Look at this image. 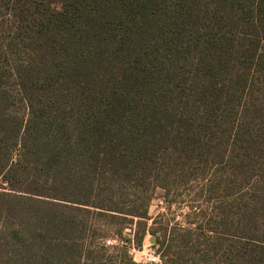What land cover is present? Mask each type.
<instances>
[{
    "label": "trees",
    "instance_id": "16d2710c",
    "mask_svg": "<svg viewBox=\"0 0 264 264\" xmlns=\"http://www.w3.org/2000/svg\"><path fill=\"white\" fill-rule=\"evenodd\" d=\"M210 166L214 227L148 225ZM147 233L264 264V0H0V264H139Z\"/></svg>",
    "mask_w": 264,
    "mask_h": 264
},
{
    "label": "rangeland",
    "instance_id": "374dc122",
    "mask_svg": "<svg viewBox=\"0 0 264 264\" xmlns=\"http://www.w3.org/2000/svg\"><path fill=\"white\" fill-rule=\"evenodd\" d=\"M20 112H23V110L21 109ZM216 168V166H210L208 174L201 175L203 178L188 183L170 184L169 194L166 198L163 196V190L156 188L148 205V215L150 217L148 225L153 226L158 232L165 226L167 237L172 232L182 233V229L193 228L196 224L201 225L203 228L214 227L215 206L221 201L231 200L232 196L228 195L227 192L217 191L216 181L212 180V174L216 171ZM204 172L207 173L206 170ZM200 192L201 195H199ZM259 224H261L260 221ZM111 230L114 231L113 228ZM106 238L108 239L107 245L115 246L125 242V238L132 239V235L129 227L124 224L121 237L117 238L109 233ZM154 240L155 236L147 233L141 247L134 248L130 245L129 251L132 260L144 264V255L149 252V248L154 249L152 247Z\"/></svg>",
    "mask_w": 264,
    "mask_h": 264
},
{
    "label": "built area",
    "instance_id": "2783aa9c",
    "mask_svg": "<svg viewBox=\"0 0 264 264\" xmlns=\"http://www.w3.org/2000/svg\"><path fill=\"white\" fill-rule=\"evenodd\" d=\"M148 253L144 255V264H162L159 255L156 253L155 248H149Z\"/></svg>",
    "mask_w": 264,
    "mask_h": 264
}]
</instances>
